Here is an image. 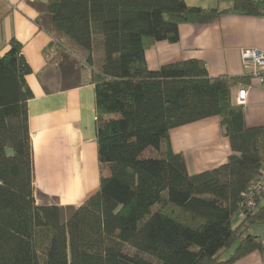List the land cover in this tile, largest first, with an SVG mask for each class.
Wrapping results in <instances>:
<instances>
[{
	"label": "trees",
	"instance_id": "16d2710c",
	"mask_svg": "<svg viewBox=\"0 0 264 264\" xmlns=\"http://www.w3.org/2000/svg\"><path fill=\"white\" fill-rule=\"evenodd\" d=\"M35 8L54 48L67 41L86 54L78 69L64 51L58 67L62 79L91 70L101 182L78 207L37 203L32 69L12 41L0 58V264H234L263 253L249 231L264 224V184L254 188L264 127L247 128L232 100L250 78H211L197 60L152 71L146 60L150 45L179 41L180 25L211 24L229 11L184 0H52ZM232 11L260 16L263 2L235 0ZM212 117L221 119L232 155L190 175L170 132Z\"/></svg>",
	"mask_w": 264,
	"mask_h": 264
},
{
	"label": "crops",
	"instance_id": "0c3cea01",
	"mask_svg": "<svg viewBox=\"0 0 264 264\" xmlns=\"http://www.w3.org/2000/svg\"><path fill=\"white\" fill-rule=\"evenodd\" d=\"M50 1L0 0V58L16 41L22 45V55L32 69L26 82L34 94L29 102V125L35 187L40 194L37 203L78 207L99 191L101 182L95 87L89 68L82 71L79 86L56 90L47 83L54 39L38 26L40 14L35 4ZM184 1L191 7L229 13L211 24L180 25V38L175 44L165 41L150 45L146 51L149 69L157 71L166 65L197 60L205 65L211 78H250L249 83L232 90V100L237 104L238 91L248 88L243 107L246 127H264V86L252 77V70L243 61L246 51L264 52V11L260 16L234 12L235 0ZM253 1L263 2L264 8V0ZM170 143L174 153L184 156L190 175L217 169L232 155L219 117L171 130ZM261 205L264 206V198ZM240 221L236 216L234 226ZM249 234L264 242V224L253 226ZM234 264H264V252L256 251Z\"/></svg>",
	"mask_w": 264,
	"mask_h": 264
},
{
	"label": "rangeland",
	"instance_id": "374dc122",
	"mask_svg": "<svg viewBox=\"0 0 264 264\" xmlns=\"http://www.w3.org/2000/svg\"><path fill=\"white\" fill-rule=\"evenodd\" d=\"M62 48L57 49L56 47L54 48L55 51L53 52L52 56L50 57V71L48 73V76L46 78V81L49 85H54V88L56 90L60 88H65V87H71L75 86L76 84H80L82 82L81 74L79 73L78 75H74L71 77H65L63 78V75H61V72L59 70V64L61 63L63 59V52L65 51L67 54L72 56V59L77 61V68L81 69L82 66L84 65L85 62V53L82 51H79L77 48L72 47L71 44H68L67 41H62ZM67 44V47L71 50L67 51L65 48V45ZM80 75V79H79ZM68 76V75H67ZM67 78V79H66ZM46 202V201H45ZM238 220V219H237ZM132 253V251H131ZM231 253V250H227L222 254V259H228L229 254Z\"/></svg>",
	"mask_w": 264,
	"mask_h": 264
},
{
	"label": "built area",
	"instance_id": "2783aa9c",
	"mask_svg": "<svg viewBox=\"0 0 264 264\" xmlns=\"http://www.w3.org/2000/svg\"><path fill=\"white\" fill-rule=\"evenodd\" d=\"M243 61L247 68L252 70V77L262 86H264V52L250 50L243 53ZM248 88H242L238 91L236 102L245 107L248 98ZM261 179L255 189H259L264 184V165L261 173Z\"/></svg>",
	"mask_w": 264,
	"mask_h": 264
}]
</instances>
